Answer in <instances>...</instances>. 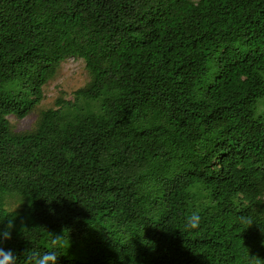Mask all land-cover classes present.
Listing matches in <instances>:
<instances>
[{"label": "trees", "instance_id": "trees-1", "mask_svg": "<svg viewBox=\"0 0 264 264\" xmlns=\"http://www.w3.org/2000/svg\"><path fill=\"white\" fill-rule=\"evenodd\" d=\"M67 58L87 82L15 131ZM262 99L264 0H0L3 249L64 234L56 264L264 260Z\"/></svg>", "mask_w": 264, "mask_h": 264}, {"label": "rangeland", "instance_id": "rangeland-1", "mask_svg": "<svg viewBox=\"0 0 264 264\" xmlns=\"http://www.w3.org/2000/svg\"><path fill=\"white\" fill-rule=\"evenodd\" d=\"M87 80L88 77L83 61L67 58L61 62L55 76L45 86L42 102L24 118L8 117L12 128L17 132L31 130L35 126L39 111L53 107L54 101L60 96L69 99L72 92L83 86ZM262 100L258 106L263 110L264 101Z\"/></svg>", "mask_w": 264, "mask_h": 264}, {"label": "clouds", "instance_id": "clouds-1", "mask_svg": "<svg viewBox=\"0 0 264 264\" xmlns=\"http://www.w3.org/2000/svg\"><path fill=\"white\" fill-rule=\"evenodd\" d=\"M200 215L198 212H192L185 219V226L188 230L198 229L200 226ZM13 225L9 221L6 228L0 230V264H56L58 255L57 249L67 245L69 247L68 239H65L64 234L52 235L48 234L49 240L48 251H41L39 249H31L29 253L23 256L22 260H17V257L11 252V250L3 249L2 245L4 241L11 238V229ZM249 264H264V260L259 257H249Z\"/></svg>", "mask_w": 264, "mask_h": 264}]
</instances>
